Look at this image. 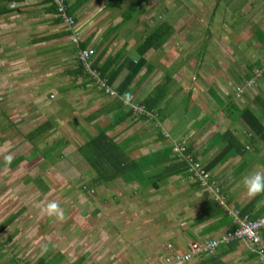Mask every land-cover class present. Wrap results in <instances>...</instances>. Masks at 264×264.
<instances>
[{
  "label": "crops",
  "instance_id": "crops-1",
  "mask_svg": "<svg viewBox=\"0 0 264 264\" xmlns=\"http://www.w3.org/2000/svg\"><path fill=\"white\" fill-rule=\"evenodd\" d=\"M122 1L66 0L76 21L68 26L57 16L52 0H0V104H12L11 114L15 113L19 125H33L27 132L18 125V132L27 139L25 134L48 121L50 127L35 140H45L50 134L56 136L55 143L78 140L83 144L99 130L105 131L108 137L123 143L128 160L180 143L191 147L193 155L206 167L225 146L219 132L229 129L245 150L212 165L209 172L227 205L241 210L253 203L250 214H264V193L249 197L241 183L242 177L252 171L264 172V142L250 137L248 126L236 110L249 107L264 126V74L257 80L252 97L248 99L245 93L240 95L237 91L235 94L231 81L225 76L219 78L223 72L229 73L228 58L236 64L231 50L220 53L219 43L209 38L206 48L198 52L201 37L198 41L197 37L185 39L180 32L182 21L177 22V14L181 6L168 5L157 10L146 2L127 20V9L124 12L125 7L122 11L116 8ZM216 3L210 12L213 21L217 16ZM152 12L158 15L154 17ZM222 13L227 20L230 13L224 9ZM160 22H168L173 31L161 45L169 46V52L158 56L163 69H150L155 58L151 55L156 53L151 49L145 53V63L134 73V64L140 57L137 47ZM184 24L192 27L191 22ZM255 28L264 33V26L253 23L250 31L246 29L245 37L240 34L244 56L237 75L242 78L247 75L244 65L249 70L264 62V45L254 36ZM74 34L77 43L72 41ZM222 35L229 44L227 34ZM79 44L94 51L91 66L94 61L99 67L108 65L111 75L107 83L113 96L83 71L77 58ZM177 44H182L179 50L173 48ZM168 76L170 81L163 98L143 116V100ZM212 88L225 104H218L209 92ZM241 96L246 98L243 103L237 101ZM185 100L187 104H171ZM230 101L237 104H228ZM170 166L167 159L144 168V177L136 175L138 180L124 181L116 173L109 180H100V193L94 205L100 221V260L94 264H154L168 243L172 251L183 252L192 240L217 238L229 230L228 221L209 207L215 199L213 194L197 185L185 170L174 168L176 172L167 173ZM131 167L130 170L139 168L137 163ZM93 177H89L90 181ZM89 216L81 218L85 222ZM53 220L56 222L51 223ZM12 222L0 235L9 232ZM90 224L86 235L98 229ZM49 225L54 226L52 230H59L55 234H62L63 238L73 236V231L80 233L73 224L61 222L60 226L59 217L49 220ZM261 234L264 239V230ZM4 240L0 236V264H20L23 260L17 257L23 249L14 250ZM66 240L64 247L44 255L50 258L60 252L63 258L56 264H85L84 252H77L79 255L74 258V248L69 246L74 244ZM225 249L219 246L213 256H197L172 264H260L245 241L238 240L233 251L222 255Z\"/></svg>",
  "mask_w": 264,
  "mask_h": 264
},
{
  "label": "rangeland",
  "instance_id": "rangeland-1",
  "mask_svg": "<svg viewBox=\"0 0 264 264\" xmlns=\"http://www.w3.org/2000/svg\"><path fill=\"white\" fill-rule=\"evenodd\" d=\"M131 1L123 0L120 5L117 4L116 8L121 10L125 7L123 10L125 12ZM214 1L218 2L215 5L217 11L215 21L210 17ZM147 3L148 7L152 6V9L157 8V10H162L161 8L168 5L181 6L180 12L177 14L179 16L177 22L182 21L180 29L183 28L184 30L182 29L180 32H183L182 36L185 39L197 37L198 41V38L201 37L200 43L203 44L205 38H215L216 43H219L216 45L220 53L227 48L228 53L231 50L236 64L228 58L227 62L230 63L229 73L223 72L219 78L223 79L225 76L227 81L229 79L231 84L234 85L235 91L240 95L243 92V85L244 95L248 99L250 96L252 97L256 86L251 81L254 71L251 69L246 70V65H244L247 75H243V78L237 75L241 72L240 63L244 56L240 45V34L244 36L246 29L250 31L253 23L264 26V8L262 7L264 0H150ZM217 5L220 7L218 10ZM223 9L230 13L227 20L222 16ZM152 15L156 17L158 14L152 12ZM184 22H191L192 27L189 28ZM207 31L210 32L209 36ZM191 32H194V34ZM223 33L227 34L228 39L231 40L229 44L225 41ZM180 45L182 46V44ZM180 45L177 44L173 48L179 50ZM169 49V46L155 49L156 53L151 55L155 58L151 60L152 66L150 69L155 67L163 69L158 56L160 54L165 55L166 52H169ZM201 49L202 46L199 47L198 52ZM169 57V60H172L170 55ZM237 82L238 85L236 86ZM245 100L246 98L242 96L237 99L239 103H243ZM171 104H187V101H174ZM11 106L12 104H0V221H3L10 214H14L17 220L12 222L6 235L5 233L0 235L1 239L7 238L6 241L4 240L5 245L13 247L14 250L16 248L23 249V252H20L17 258L29 262H32L39 254L42 256L44 254L49 255L54 250L64 247L66 245L64 241L68 239L67 242L74 244L69 245L72 249L74 248V258L79 255L77 252H84L85 264H94L95 261L100 260V221L97 219L94 207L97 204V195L94 193H100V186H97L98 189L95 187L94 191L84 187L85 185L83 186L84 182L90 181L89 177L93 176L94 172L91 167L85 165V160L80 157L81 152L78 147L80 148L81 141L68 140L61 147L60 154L59 152L52 154L54 155L53 161L38 155L31 160L25 159L12 167L5 162V155L10 153L15 159L19 155L29 156L32 153V148L47 151V148L55 143L53 139L56 136L48 134L45 136V140L42 138L30 143L23 137V134L18 132V127L21 128L22 126L24 131L27 132L33 125L25 122L19 125L18 121H15L17 119L15 113L14 116L11 114ZM36 165L41 169L39 174L44 184L47 187L49 186L47 191L40 190L37 184L30 179L31 170ZM89 183L92 184L91 181ZM51 202L58 205V210L55 214L50 215L47 211V205ZM68 215L69 219H65ZM87 215L90 216L85 219V223L81 217ZM55 217L60 218V226L61 222L69 223V225L73 224L74 228H77L80 233L73 231V236L68 234L70 235L68 238L64 235L65 239L62 234L56 235L55 232L59 230H52L54 226L49 225V220ZM2 218L3 220H1ZM45 219H48V221H45ZM55 222L53 220L51 223ZM90 223H93L98 229L94 234L90 232L86 235L88 225H92ZM164 250L165 252L161 253L159 257L167 254V249ZM95 254L97 256L93 257ZM13 255L16 256V254ZM54 257L58 261L59 257H56V255Z\"/></svg>",
  "mask_w": 264,
  "mask_h": 264
},
{
  "label": "trees",
  "instance_id": "trees-1",
  "mask_svg": "<svg viewBox=\"0 0 264 264\" xmlns=\"http://www.w3.org/2000/svg\"><path fill=\"white\" fill-rule=\"evenodd\" d=\"M64 1H66V0H64ZM118 1H121V0H118ZM148 1L149 0H132L130 2L129 7L126 10L127 15L125 16V18L128 20V18H130V16L133 14L134 11H136L141 5L145 4ZM52 4H53V0H52ZM67 13L69 15L72 14L69 5H67ZM73 18L75 19L74 16H73ZM172 32H173L172 27L168 22H160L157 25H155L150 31L147 32V34L144 36L143 41L137 47V52H138L140 57L134 64V73H136L141 68V66L145 63V61H146L145 60V53L151 49L155 50V49L161 47V45L168 39L169 35ZM207 35L208 36L210 35L209 31H207ZM254 36L256 37L257 40L260 41V43L262 45H264V33L261 30L255 28ZM207 42H208V39L205 38L203 41V44H201L203 50L206 48ZM79 47L87 48L84 46V44H79ZM93 53H94V51H93ZM93 53H92V55H93ZM91 56H90V60H91ZM80 66L83 69L81 62H80ZM92 68L96 69L99 72L101 78H103L105 80V84L108 87L107 81L109 82L108 77H109V75H111V71H108V69H109L108 65L100 64V67H99L97 65V62L94 61ZM250 68L252 71H254V76H253V78H251V81L253 84L256 85L257 80L264 74V70H263L264 62L259 67L255 68L254 66H252ZM83 71H84V69H83ZM258 73H259L260 77L257 75ZM168 81H170L169 76L166 78V80L164 82L157 84L155 86V88L153 89V91L151 92V94L143 100L142 103H143L144 109H145L144 113L142 114L143 116H147L146 112L148 113V111H151L159 103V101L163 98V96L166 92V86L168 85ZM240 82L242 85V81H240ZM242 89H243V92H241V95H243V93H244L243 85H242ZM103 90L105 93H107L109 95H112V96L114 95V92L111 94L110 92L106 91L104 87H103ZM109 90H110V88H109ZM209 92L211 95H213L215 97V99L218 101V104H225V101L224 100L222 101L221 97L219 95L215 94V91L213 88L209 89ZM234 93L236 94V91ZM228 104H237V103L235 101H233V102L230 101ZM236 110L238 111V113L240 112L239 117L248 126L249 132H250V137L252 139H253V137H255L256 139H259L260 141L262 140L264 142V126L259 121V119L256 117V115L252 112V110L249 107L236 108ZM49 127H50V123L48 121H46L44 123H40L35 128H33L31 131H29L27 133V135L25 134V136L30 143H33L35 141V139L38 136H40L41 134H43ZM219 137H221L225 141V146L213 158L211 163L206 167L201 164V162L197 159V157H195V155H193L191 147L185 146V152H186V154L190 155L194 161L200 162L203 169L209 174L208 181L210 183L213 182V185L215 187H218L219 192H220L219 185L216 184V181L211 176V173L209 172V168L212 165H216L217 163L224 162L231 155H234V154L239 153V152H243L245 150V148H244V145L241 143V141L237 138L236 134L229 129L225 130L222 133L219 132ZM65 143H66L65 141H57L55 144L50 146L47 149V151H40V150H38V148H32L33 149L32 153L29 156L25 157L24 155H19L17 158H15L11 162L10 166L14 167L17 164H19L20 162H22L23 160H25V159L31 160L33 157H36L38 155H41L43 158L51 159L53 161L54 155H52V154L54 152H59L61 147ZM174 144L175 143H173L171 146L164 148L163 150L152 152L148 156L138 158L135 160H131V159L128 160L126 158V153L123 152V143L115 141L112 137H108L106 135L105 131L99 130L97 135H95L90 140L81 144L80 148L78 147V150L81 152V155L89 162V164L91 165V168L95 171L93 174L94 177L91 181L92 184L83 183V185H85L84 187L90 188L91 191H94L95 187L100 185V180H102V179H103V181L109 180V179L113 178L114 173H116V175L121 177L124 181L138 180V178H136V175H141V177H144V175H142V170L144 168H147L149 166L158 165V164L162 163L163 161H166L167 159H170V161H171V166H170V168H168L169 171L167 173H174L173 171L176 172V170L174 168H178V169H182L183 171L185 170L186 173H188V176L190 177V174L187 170L189 163L185 158H180L173 151ZM59 154H60V152H59ZM133 163H137V166L139 168L135 169V170H130L132 168L131 166H133ZM40 170L41 169H39V167L32 168L30 179L37 184V187L40 190L47 191L48 187L44 184L43 180L40 177V174H39V172H41ZM194 180L197 182L196 183L197 185H199L202 188H206L205 190L210 192L207 189L206 185L201 184L200 180L195 179V178H194ZM210 193H212V192H210ZM94 194H96L98 196V192H96ZM249 205H250L249 207H244L240 210L241 215H248V217L251 219H256L257 217L263 215L260 212L255 214L254 216L251 215L250 212H251V209L254 207V204L250 203ZM209 207L213 208V209L215 208L216 213L218 215H221V217L223 219L225 218V220L228 221L227 225H229V227H228L229 230L237 227V224L233 220V216L229 215L227 213V211L225 210V208L216 199H214L213 201H211L209 203ZM14 218H15V215L11 214V216L7 220L0 223V233L13 221ZM262 230H264V227L261 228L260 234H261ZM261 236H262V234H261ZM238 240H242V239H234V240H231L229 242L220 243L218 245L215 253L212 255H209V256L215 255L219 246L226 247V249L221 252L222 255L225 253L233 251L235 243ZM186 248H187V245H186ZM55 255H56V257H59L58 261L62 260V258H63L62 253L57 252ZM255 255H256V253H255ZM161 257L162 256L158 257V259L154 262V264L157 261H160ZM194 257H197V256H193L188 260L180 261L177 263L188 262L191 259H193ZM256 257H257V255H256ZM58 261L56 260V258L54 256L49 258L48 256L43 255V256H40L39 258H37L33 262L23 260L20 262V264H56ZM16 264H19V263L17 262Z\"/></svg>",
  "mask_w": 264,
  "mask_h": 264
},
{
  "label": "built area",
  "instance_id": "built-area-1",
  "mask_svg": "<svg viewBox=\"0 0 264 264\" xmlns=\"http://www.w3.org/2000/svg\"><path fill=\"white\" fill-rule=\"evenodd\" d=\"M53 4L57 16H59L66 25H75L76 21L67 13V5L64 0H53ZM72 41L74 43L78 42L77 35L74 34L72 36ZM92 53L93 50L91 48L78 47L77 58L82 63L84 72H86L96 84L104 87L106 91L112 94L113 92L106 86L105 80L101 78L99 72L91 66L90 56ZM173 151L180 158H185L188 161L189 165L187 170L190 174V178L198 179L202 185L207 186V189L212 192L214 198L225 208L229 215L233 216V220L237 224V227L221 234L217 238L192 240L187 243V248L184 252L172 251V246L168 243L165 246L168 253L162 255L160 261H157L155 264H171L188 260L193 256L212 255L215 253L220 243L229 242L234 239H242L245 241L250 250L256 253L259 263L264 264V239L260 234L261 228L264 227V214L256 219H251L248 215H241L237 207L226 204L222 196H220L218 187H215L213 182L210 183L208 181L209 174L203 169L200 162L194 161L190 155L186 154L184 145L175 143Z\"/></svg>",
  "mask_w": 264,
  "mask_h": 264
},
{
  "label": "clouds",
  "instance_id": "clouds-1",
  "mask_svg": "<svg viewBox=\"0 0 264 264\" xmlns=\"http://www.w3.org/2000/svg\"><path fill=\"white\" fill-rule=\"evenodd\" d=\"M13 159L14 156L10 153L4 156L5 162L9 165ZM241 183L249 197L264 193V172L258 170L252 171L242 177ZM57 210L58 205L55 202H51L47 205V211L50 215L55 214Z\"/></svg>",
  "mask_w": 264,
  "mask_h": 264
}]
</instances>
